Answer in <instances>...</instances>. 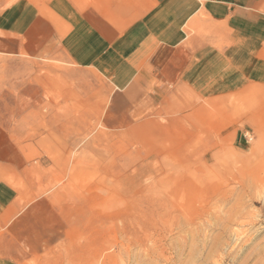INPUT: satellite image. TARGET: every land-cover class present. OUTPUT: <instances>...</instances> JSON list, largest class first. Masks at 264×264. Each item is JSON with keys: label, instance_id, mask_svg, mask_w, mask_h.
<instances>
[{"label": "rangeland", "instance_id": "1", "mask_svg": "<svg viewBox=\"0 0 264 264\" xmlns=\"http://www.w3.org/2000/svg\"><path fill=\"white\" fill-rule=\"evenodd\" d=\"M136 3L111 9L134 18ZM190 4L191 21L173 15L181 36L162 41L209 49L205 79L146 103L142 55L110 54L64 0H0V28L44 14L62 36L37 55L0 51V128L14 145L0 174L29 223L2 226L0 264H264V38L230 61Z\"/></svg>", "mask_w": 264, "mask_h": 264}, {"label": "crops", "instance_id": "2", "mask_svg": "<svg viewBox=\"0 0 264 264\" xmlns=\"http://www.w3.org/2000/svg\"><path fill=\"white\" fill-rule=\"evenodd\" d=\"M64 1L86 31L101 41L102 45L115 48L109 50L110 54L131 52L133 55H142L139 70L144 80L135 78L134 93L142 92L140 101L146 103L162 101L172 87L200 85L203 81L201 78L205 79L209 49L189 47L181 41H162L166 37L181 36L178 33L179 24L173 15L182 16L184 23L191 21L190 2L195 1L199 9L216 22L218 36L220 34V37L229 40L228 48L231 47L226 53L230 61L254 55L262 46L264 38V0H182L181 4L167 6L164 11L159 9V0H137L134 18H128L127 11L123 13L116 5V9L112 10L111 0ZM61 37L60 27L50 17L33 15L17 29L0 28V51L6 54L37 55L51 45L58 44ZM156 38L159 40L150 46ZM143 46L150 47L146 54L141 49ZM121 62L119 59V66ZM0 129L1 165L11 156L14 145L4 136L3 128ZM14 199L12 188L0 174V230L3 225L7 228L9 225H29L19 216L21 212L16 210Z\"/></svg>", "mask_w": 264, "mask_h": 264}, {"label": "clouds", "instance_id": "3", "mask_svg": "<svg viewBox=\"0 0 264 264\" xmlns=\"http://www.w3.org/2000/svg\"><path fill=\"white\" fill-rule=\"evenodd\" d=\"M241 128H243V125H241ZM244 135H245L246 139L248 140V142L251 144L253 141V137H252L251 133L245 131Z\"/></svg>", "mask_w": 264, "mask_h": 264}]
</instances>
